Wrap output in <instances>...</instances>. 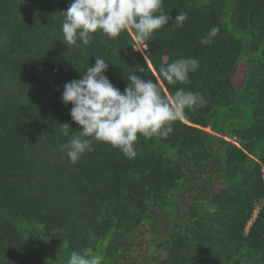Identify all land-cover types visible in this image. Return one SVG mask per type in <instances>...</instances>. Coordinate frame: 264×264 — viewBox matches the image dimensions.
Masks as SVG:
<instances>
[{"label":"trees","instance_id":"obj_1","mask_svg":"<svg viewBox=\"0 0 264 264\" xmlns=\"http://www.w3.org/2000/svg\"><path fill=\"white\" fill-rule=\"evenodd\" d=\"M70 3L0 0V264H66L83 248L126 264L138 233L154 243L152 264H264V0H164L173 20L188 19L170 21L143 52L130 29L68 49L60 12ZM95 56L121 92L128 72L154 79L162 65L198 58L190 84L159 82L165 96L184 88L204 103L168 138L141 137L133 158L95 143L72 164L60 124L79 126L63 85Z\"/></svg>","mask_w":264,"mask_h":264},{"label":"clouds","instance_id":"obj_2","mask_svg":"<svg viewBox=\"0 0 264 264\" xmlns=\"http://www.w3.org/2000/svg\"><path fill=\"white\" fill-rule=\"evenodd\" d=\"M163 3L164 0H71L60 12L61 41L68 49L81 48L90 45L97 33L111 40L130 29L136 38V51L140 44L143 52L147 50L143 42L170 21L181 28L188 19L187 13L179 11L173 20ZM218 32L217 27L211 28L200 43L210 45ZM114 51L119 54L120 49ZM108 67L107 60L96 57L94 65L81 72V78L63 85L62 102L71 104V119L79 126L73 130L68 123L60 124L61 134L68 139L59 147L72 164L95 151V143L108 144L133 158L134 146L141 137L168 138L177 121L204 103L199 92L184 88L165 96L159 82L163 80L169 86L190 84V74L200 67L198 58L179 57L162 65L159 77L154 79L128 72L123 75L128 82L123 92L105 75ZM66 264H102V257L90 248L77 249L71 251Z\"/></svg>","mask_w":264,"mask_h":264},{"label":"rangeland","instance_id":"obj_3","mask_svg":"<svg viewBox=\"0 0 264 264\" xmlns=\"http://www.w3.org/2000/svg\"><path fill=\"white\" fill-rule=\"evenodd\" d=\"M143 46H140V44L137 45V48L141 51L143 48ZM138 50V51H139ZM220 188L219 184H215L213 186H211V189L213 190H217ZM178 199H180V202L182 205H186L188 204L191 200H192V196L190 193H185L183 195H181ZM187 212V209L185 210ZM163 218V217H161ZM185 216L184 217H179V219H182L183 221H185ZM150 236H141V234H137L136 239L134 240V242L136 243V245L127 251L126 256H125V263L127 264H152L149 261V256L148 254L150 253V251H152L155 247H154V243H150Z\"/></svg>","mask_w":264,"mask_h":264},{"label":"water","instance_id":"obj_4","mask_svg":"<svg viewBox=\"0 0 264 264\" xmlns=\"http://www.w3.org/2000/svg\"><path fill=\"white\" fill-rule=\"evenodd\" d=\"M134 49L137 50L135 46H134Z\"/></svg>","mask_w":264,"mask_h":264}]
</instances>
